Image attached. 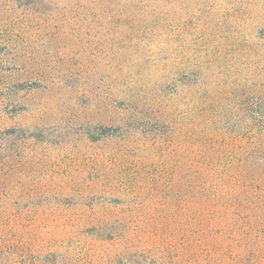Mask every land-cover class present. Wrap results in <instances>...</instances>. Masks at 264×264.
<instances>
[{
	"label": "rangeland",
	"instance_id": "rangeland-1",
	"mask_svg": "<svg viewBox=\"0 0 264 264\" xmlns=\"http://www.w3.org/2000/svg\"><path fill=\"white\" fill-rule=\"evenodd\" d=\"M263 34L264 0H0V264H202L204 130L229 158Z\"/></svg>",
	"mask_w": 264,
	"mask_h": 264
},
{
	"label": "trees",
	"instance_id": "trees-1",
	"mask_svg": "<svg viewBox=\"0 0 264 264\" xmlns=\"http://www.w3.org/2000/svg\"><path fill=\"white\" fill-rule=\"evenodd\" d=\"M255 104L258 106L252 107ZM246 106L245 110L235 113L234 132L239 130L240 134L227 150L229 158L225 157L224 143L213 154L208 151L212 144L204 130L203 157L199 164L200 204L195 212L203 222L204 240L211 242L204 244L202 264H238L241 259L245 262L255 259L257 263L258 255L264 254L263 243L248 242L250 232L257 233L252 224L264 229V101ZM229 113L225 111L224 118L233 117L232 112ZM5 139L0 138V152L4 150ZM222 141L227 142L226 138L221 139L218 147ZM4 158L0 156V164L4 163ZM192 186L190 178L188 188L191 192ZM239 222H248L249 229ZM257 246L263 250L258 255ZM3 248H0L2 254L10 252L9 247L2 252Z\"/></svg>",
	"mask_w": 264,
	"mask_h": 264
}]
</instances>
